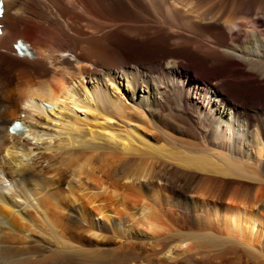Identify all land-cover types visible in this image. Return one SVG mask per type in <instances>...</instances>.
I'll list each match as a JSON object with an SVG mask.
<instances>
[{"label": "bare ground", "instance_id": "1", "mask_svg": "<svg viewBox=\"0 0 264 264\" xmlns=\"http://www.w3.org/2000/svg\"><path fill=\"white\" fill-rule=\"evenodd\" d=\"M2 3L0 264H139L140 248L175 264L197 235L181 233L159 200L165 184L190 179L198 183L188 190L206 235L238 245L248 263L264 264V121L240 109L264 106V37L246 35L234 55L220 29L232 20L200 7L214 46L241 60L229 69L233 79L222 80L196 67L195 49L179 47L191 39L172 29L179 20L194 23V0ZM262 24L257 17L250 28ZM17 38L33 56L15 54ZM183 69L193 72L190 81ZM174 76L184 83L171 88L182 109L185 92L205 102L209 134L202 144L176 138L187 131L171 119L181 118L163 114L156 98L163 78ZM235 82H249L251 91L227 101ZM12 120L21 129L8 131ZM107 231L114 245L103 243ZM191 256L186 263L193 264Z\"/></svg>", "mask_w": 264, "mask_h": 264}, {"label": "rangeland", "instance_id": "2", "mask_svg": "<svg viewBox=\"0 0 264 264\" xmlns=\"http://www.w3.org/2000/svg\"><path fill=\"white\" fill-rule=\"evenodd\" d=\"M159 1H161V0H159ZM195 4L199 5V6H195ZM193 6H194L193 7L194 10L197 11V13L195 11H194L195 14L193 13L196 18L194 17L193 18L194 23L192 25L190 24L192 27L189 26V23L184 22V21L182 22V20H179V22L176 23L179 25L175 24L176 26H174V28H172V29H174L175 32H177L183 36L189 37L191 39L190 43H184V44H182L183 46L180 45L179 47H185L186 46V48H188L189 46H191V49H193V50L195 49L194 53H196L198 56H200L199 58L196 59V62H195L196 67L198 65V68L201 71L207 70V72H209V73L213 72V74H218L219 75L218 78H220L222 80L227 79V78H232L233 75L231 74V70H229V69H232V67L241 60L233 58V57H229V56H224L222 54V50H223V48H224V50H226L228 48H226V47H221V48L217 47L216 48L214 46L217 44L215 43L216 40L213 39L210 35L211 30H208L207 28H204V29L202 28L204 26V23H206V20L203 18V16H205L208 13L207 16H209V14L211 16L213 15L214 19H222V17L223 18L226 17V18L232 20L231 22H233V23H231L230 25L227 24L226 22H221L222 24H221L220 29L222 30V33L227 38L226 42L228 44L236 47L235 51H230V53H232L234 55L239 54V52H236V51H240L239 47L237 45L241 44L242 41H245L247 39L246 35H250V33L255 32L257 35H259L260 38L264 37L263 36L264 35V0H236V1L235 0H194ZM195 7H197V8L195 9ZM200 7H201L202 11L206 12V13H204L205 15L202 13V15H201L202 17L200 16V14L202 12L199 10ZM211 8H212V10H211ZM209 9H210V11H209ZM184 10H186V9H184ZM213 10L215 11L214 14H213ZM182 14L185 15V12ZM211 16H209V17H211ZM178 17L180 18V15ZM200 17L203 19H201ZM257 17H259L262 20L263 24L260 27L256 28L255 30H253L250 28V25L252 24L253 19H255ZM249 22H251V23H249ZM200 24H203V25H200ZM19 34H21V33H19ZM237 36H238V38H237ZM209 37L213 40V42L215 44L214 43L212 44V40ZM235 37L237 38L238 41L236 40ZM244 37H245V39H244ZM246 43H247V40H246ZM207 46H208V48L209 47L213 48L214 51H212L213 49L208 51L206 49ZM1 52L5 53L4 50H1L0 53ZM204 58L205 59L207 58V60L212 61L211 64L209 65L207 60H206L207 62L206 61L203 62ZM181 63L183 65H185L186 64L185 59H181ZM169 67H170V65H166L165 63L161 64V68L163 70L170 69ZM183 72H184V78H186L187 81H190L192 78L193 72H186L185 69H183ZM174 74H175V72H174ZM224 75H226V76L223 77ZM174 77H175V79L173 80V82H171L170 79L163 78V80H162L163 83H161V84L159 83V87H160L159 89L162 91L161 95L163 94L162 96H166V98H168V100L167 101L163 100L164 98L162 96H160L159 94L156 95V98H158L159 101L161 103H163L162 104L163 106L161 105L163 114H168V112H170L172 114V116H175V117L177 116V117L181 118V119H171V120H173L175 122V124H177L180 128L184 127L187 132L184 134L180 133V132H178V133L173 132V133H175L174 136L178 139H181V140H184L187 142L189 141V142H193L194 144H202L204 142L202 141L201 137L204 136L203 139H205L209 134V130H206V127H207L206 123H205L206 121L203 119V109L205 108V102L202 101V98H200L196 94H193L191 91H189L188 93L185 92L186 93V94L184 93V95L186 97L185 99H186L187 103H189V104L186 105L185 109H182L179 101H178L179 103L176 101L174 102L175 98H174V95H171L172 94L171 88H172L173 83L181 85V86L184 85V83L181 81H176L179 79L176 76H174ZM197 79L198 80L201 79V80H199L200 82L203 81V83L209 84V81H207L205 77L200 76V77H197ZM123 83H124V81H123ZM248 83H246V85L243 82H240V83L235 82V84H228L227 85L228 88L226 90L227 93H224L226 95L225 96L226 100L229 101L231 95L236 97L237 100H240V98H242L243 96H245V94H247L248 92L251 91V85H249ZM87 84H89V83H87ZM185 86H186V84H185ZM243 91H246V92H243ZM261 99H263V98H261ZM247 100L248 99H245V101H247ZM166 102L169 104L170 107L167 106ZM170 103H172V104H170ZM163 107H165V108H163ZM240 109L244 110V111H248V112L250 111L253 114V116H255L254 117L255 119H259L261 121L262 120L264 121V106L257 108V107H251L249 105L248 106L242 105L240 107ZM206 144H209L208 139L206 140ZM174 170L175 169H172V171H174ZM177 174H179V173H177ZM16 179H17V177H16ZM160 183L162 184V182H160ZM182 183L180 182L178 184L176 182V183H171L169 185H167L168 183L165 184V186L168 187V189L166 187L167 193L165 192L166 198L163 197L162 200L161 199L159 200V202H160L159 210L161 212H162V210H164L162 213L161 212L160 213L163 214L165 212L164 214H167L168 211L169 212L171 211V214H173L172 216L175 218V221L177 223L176 224L177 229H179L181 231V233H183L182 231H184V234L185 233L189 234L190 232H195L197 235L195 237L193 236L194 238H193V240H191V241H193V242H191V248H193V249H191L192 251H190L187 254L188 256L185 255L186 257H184V255L179 256L176 259L177 261L175 262V264H191V263H186L189 255H192L191 257H193V261H194L193 264H215V263L216 264H237V263L238 264H250V263H248V261L250 262V259L246 258L244 253L240 250L241 248H238V245L234 246L235 244L232 245L229 243H227V244L222 243L224 241L223 240L221 241L220 239H218L219 237H216V238L211 237L212 239H210L206 235L208 230L205 228V225L203 224V219H201L200 211L196 210L194 208L193 198L195 196L191 193V190H188L189 186H197L198 183H197L196 179L184 180V181H182ZM225 186L228 187L229 189L235 188V187H233V185H231V186L225 185ZM219 191L217 190V192H219ZM217 201H222V200H219V197H218ZM187 232H189V233H187ZM195 233H194V235H195ZM105 234H106V232H105ZM107 234H106L107 236L104 235L105 237L102 240L103 243H106L107 245H114V243H113L114 241L112 240L113 237L110 236V233L108 231H107ZM206 237H207V239H206ZM213 241H214V243H213ZM142 249L143 248L138 249V253H139L138 256H140L139 259L142 257L140 259L142 261L139 264H141V263L142 264H162V263L158 262L157 258L154 255L152 257L151 254L148 255L147 251L145 252ZM149 251H150V249H149ZM212 262H214V263H212Z\"/></svg>", "mask_w": 264, "mask_h": 264}]
</instances>
